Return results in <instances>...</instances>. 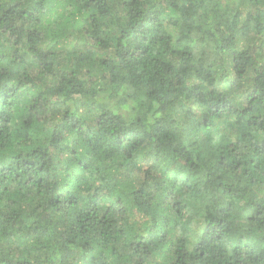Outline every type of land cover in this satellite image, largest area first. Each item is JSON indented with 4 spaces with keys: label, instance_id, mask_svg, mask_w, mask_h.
Returning a JSON list of instances; mask_svg holds the SVG:
<instances>
[{
    "label": "trees",
    "instance_id": "obj_1",
    "mask_svg": "<svg viewBox=\"0 0 264 264\" xmlns=\"http://www.w3.org/2000/svg\"><path fill=\"white\" fill-rule=\"evenodd\" d=\"M0 264H264V0H0Z\"/></svg>",
    "mask_w": 264,
    "mask_h": 264
}]
</instances>
